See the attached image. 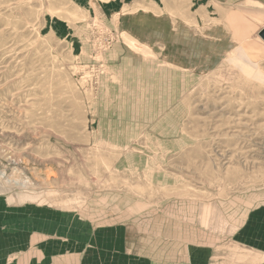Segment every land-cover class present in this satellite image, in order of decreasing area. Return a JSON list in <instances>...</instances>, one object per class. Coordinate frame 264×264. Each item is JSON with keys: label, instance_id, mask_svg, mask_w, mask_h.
I'll list each match as a JSON object with an SVG mask.
<instances>
[{"label": "rangeland", "instance_id": "374dc122", "mask_svg": "<svg viewBox=\"0 0 264 264\" xmlns=\"http://www.w3.org/2000/svg\"><path fill=\"white\" fill-rule=\"evenodd\" d=\"M263 29L264 0H0V264H264Z\"/></svg>", "mask_w": 264, "mask_h": 264}, {"label": "crops", "instance_id": "0c3cea01", "mask_svg": "<svg viewBox=\"0 0 264 264\" xmlns=\"http://www.w3.org/2000/svg\"><path fill=\"white\" fill-rule=\"evenodd\" d=\"M165 255H166V253H163L162 256H157V257L156 256H153L152 257L151 255L148 254V257L145 258V261L148 260V264H173V263L174 264H182V262H180L178 260H174V262L172 263L171 262L172 259L170 257H168V256H165ZM94 260H95V262H92L93 260H90L89 262H87L86 259H83V261H81L82 263H80V264H103L102 256L100 258H97L96 257ZM131 261H133L132 264L140 263L141 262V261L137 262V260H136V262H134V260H131ZM67 262H68L67 264H71L69 262V259L67 260ZM22 264H24V263H22ZM116 264H119V263H116Z\"/></svg>", "mask_w": 264, "mask_h": 264}, {"label": "water", "instance_id": "95a60500", "mask_svg": "<svg viewBox=\"0 0 264 264\" xmlns=\"http://www.w3.org/2000/svg\"><path fill=\"white\" fill-rule=\"evenodd\" d=\"M260 37L262 38V40L264 41V29L260 32Z\"/></svg>", "mask_w": 264, "mask_h": 264}, {"label": "bare ground", "instance_id": "6f19581e", "mask_svg": "<svg viewBox=\"0 0 264 264\" xmlns=\"http://www.w3.org/2000/svg\"><path fill=\"white\" fill-rule=\"evenodd\" d=\"M172 38H174V39H175V38H176V36H175V37L173 36ZM174 39H173V40H174ZM170 40H171V39H170ZM174 41H175V40H174Z\"/></svg>", "mask_w": 264, "mask_h": 264}]
</instances>
